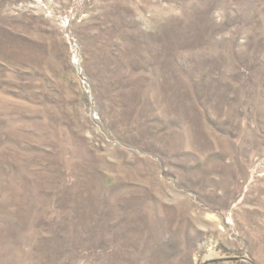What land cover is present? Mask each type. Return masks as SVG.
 <instances>
[{
    "label": "rangeland",
    "instance_id": "rangeland-1",
    "mask_svg": "<svg viewBox=\"0 0 264 264\" xmlns=\"http://www.w3.org/2000/svg\"><path fill=\"white\" fill-rule=\"evenodd\" d=\"M0 264H264V0H0Z\"/></svg>",
    "mask_w": 264,
    "mask_h": 264
}]
</instances>
